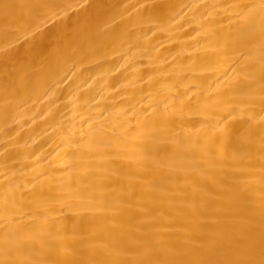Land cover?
<instances>
[{
  "label": "bare ground",
  "instance_id": "bare-ground-1",
  "mask_svg": "<svg viewBox=\"0 0 264 264\" xmlns=\"http://www.w3.org/2000/svg\"><path fill=\"white\" fill-rule=\"evenodd\" d=\"M0 264H264V0H0Z\"/></svg>",
  "mask_w": 264,
  "mask_h": 264
}]
</instances>
